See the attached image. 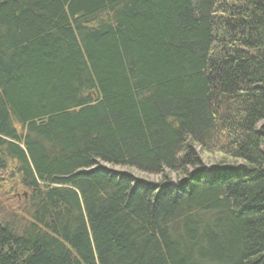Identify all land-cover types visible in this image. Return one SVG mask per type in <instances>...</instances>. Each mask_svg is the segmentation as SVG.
<instances>
[{"label":"trees","instance_id":"obj_1","mask_svg":"<svg viewBox=\"0 0 264 264\" xmlns=\"http://www.w3.org/2000/svg\"><path fill=\"white\" fill-rule=\"evenodd\" d=\"M0 191V264H264V0H0Z\"/></svg>","mask_w":264,"mask_h":264},{"label":"rangeland","instance_id":"obj_2","mask_svg":"<svg viewBox=\"0 0 264 264\" xmlns=\"http://www.w3.org/2000/svg\"><path fill=\"white\" fill-rule=\"evenodd\" d=\"M203 157H204L205 162H207V164H209L208 161H210L211 159H206V158H209V157H207V156L204 155V154H203ZM205 157H206V158H205ZM155 177H156V176H149V178H150L151 180H154ZM15 194L17 195L18 199L21 197V195H26L25 192H24V191H21V190H18ZM7 198H8V193L3 192V191H0V205L5 206V203H6V202H5L4 200H6ZM2 203H3V204H2ZM3 208H5V207H3Z\"/></svg>","mask_w":264,"mask_h":264}]
</instances>
